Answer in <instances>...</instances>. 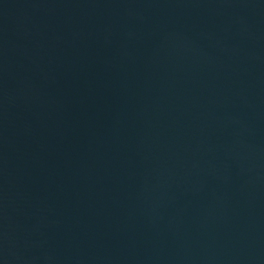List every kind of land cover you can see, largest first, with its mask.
<instances>
[{
	"label": "water",
	"instance_id": "1",
	"mask_svg": "<svg viewBox=\"0 0 264 264\" xmlns=\"http://www.w3.org/2000/svg\"><path fill=\"white\" fill-rule=\"evenodd\" d=\"M0 264H264V0H0Z\"/></svg>",
	"mask_w": 264,
	"mask_h": 264
}]
</instances>
